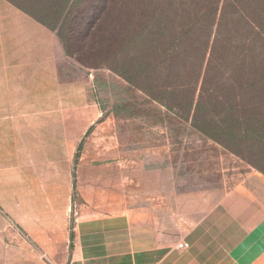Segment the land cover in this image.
Returning a JSON list of instances; mask_svg holds the SVG:
<instances>
[{
	"label": "rangeland",
	"instance_id": "1",
	"mask_svg": "<svg viewBox=\"0 0 264 264\" xmlns=\"http://www.w3.org/2000/svg\"><path fill=\"white\" fill-rule=\"evenodd\" d=\"M47 30L38 94L59 144L46 160L70 175L75 264H264V173Z\"/></svg>",
	"mask_w": 264,
	"mask_h": 264
},
{
	"label": "trees",
	"instance_id": "2",
	"mask_svg": "<svg viewBox=\"0 0 264 264\" xmlns=\"http://www.w3.org/2000/svg\"><path fill=\"white\" fill-rule=\"evenodd\" d=\"M264 173V0H7Z\"/></svg>",
	"mask_w": 264,
	"mask_h": 264
},
{
	"label": "crops",
	"instance_id": "3",
	"mask_svg": "<svg viewBox=\"0 0 264 264\" xmlns=\"http://www.w3.org/2000/svg\"><path fill=\"white\" fill-rule=\"evenodd\" d=\"M46 28L0 0V264L77 261L70 175L46 160L47 151L59 149L46 138L52 129L45 127L44 95L38 94L46 64L54 75Z\"/></svg>",
	"mask_w": 264,
	"mask_h": 264
},
{
	"label": "built area",
	"instance_id": "4",
	"mask_svg": "<svg viewBox=\"0 0 264 264\" xmlns=\"http://www.w3.org/2000/svg\"><path fill=\"white\" fill-rule=\"evenodd\" d=\"M177 247L180 248V249L185 248L186 247V242H179L177 244Z\"/></svg>",
	"mask_w": 264,
	"mask_h": 264
}]
</instances>
